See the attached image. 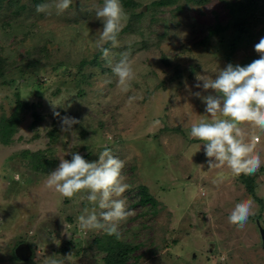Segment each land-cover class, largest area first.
<instances>
[{"label":"rangeland","instance_id":"obj_1","mask_svg":"<svg viewBox=\"0 0 264 264\" xmlns=\"http://www.w3.org/2000/svg\"><path fill=\"white\" fill-rule=\"evenodd\" d=\"M136 1L137 7L122 6L128 18L132 12L145 13L142 31L120 33V47L112 50L110 58L114 65L121 52L131 53L138 76L128 93L121 92L109 62L101 59L95 47L97 30L103 26L95 13L103 0H72L62 14L55 9L51 14L38 13L35 0L2 2L0 55L15 64L43 44H48L50 52L42 59L45 71L40 79L36 80L39 73H31L32 68L16 78L23 99L42 103L23 115L14 113L16 87L0 78V119L4 113L15 117L14 128L6 129L10 136L0 129V264H46L50 259L63 260L69 252L72 258L65 264H104L105 253L94 243L104 233L81 230L78 224L84 209L93 207L86 194L69 199L48 189L49 172H35L24 152H46L57 161L53 171L61 159L71 160L69 153L78 152L93 161L106 147L124 161L123 175L131 185L121 198L135 214L120 224L119 231L122 238L141 243L138 264H264L260 233V225L264 227V131L243 126L246 142L258 137L256 151L262 165L253 175L236 176L227 167L209 169L203 146L199 150L203 142L189 138L192 124L211 119L202 100L192 95L209 94L194 86L196 76L215 78L219 69L231 63L225 56L229 40L220 44L214 37L210 49L194 43L207 27L230 19L228 3L233 0L204 4L180 0L163 7L155 6L156 0ZM262 37L251 44L237 43L234 65L258 59L254 45ZM97 54V64L79 67ZM164 54L169 64L163 61ZM177 65L189 71L177 77ZM193 67L197 68L191 71ZM16 71L8 74L13 77ZM130 96L138 99L129 102ZM35 110L42 119L31 127ZM54 112L80 122L71 132H62ZM140 185L148 186L156 198L155 213L151 205L138 204ZM244 200L253 202L254 215L239 229L227 217ZM19 241L32 247L29 261L12 257Z\"/></svg>","mask_w":264,"mask_h":264},{"label":"clouds","instance_id":"obj_2","mask_svg":"<svg viewBox=\"0 0 264 264\" xmlns=\"http://www.w3.org/2000/svg\"><path fill=\"white\" fill-rule=\"evenodd\" d=\"M71 4L72 0H51V3L37 5L36 11L51 14L55 9L57 14H62ZM95 15L103 25L97 30L95 47L101 53V59L109 62L121 92L128 93L138 76L130 59L131 53L121 52L114 65L110 60L114 55L112 50L120 47L118 38L127 14L120 0H103ZM254 50L259 58L245 66L229 63L219 69L215 78L197 75L194 86L209 94L192 93L205 104V113L211 119L192 124L189 138L203 142L199 150L203 146L209 169L227 167L236 176L253 175L262 165L261 156L256 151L258 137L247 142L243 139L245 125L264 131V37L254 45ZM128 99L132 102L138 97ZM54 116L60 117V113L54 112ZM60 121L62 132H71L72 126L80 122L69 116L60 117ZM69 154L71 160L61 159L58 167L48 173L46 187L69 199L85 193L86 200L93 207L91 210L85 208L78 216L81 230L102 231L119 239L120 224L135 214L121 198L131 188L123 175L124 161L107 147L93 161L86 160L78 152ZM97 207L101 210L99 213ZM252 215L253 202L244 200L234 205L227 220L230 225L243 229ZM71 258L72 252H69L63 260L50 259L46 264H65Z\"/></svg>","mask_w":264,"mask_h":264},{"label":"trees","instance_id":"obj_3","mask_svg":"<svg viewBox=\"0 0 264 264\" xmlns=\"http://www.w3.org/2000/svg\"><path fill=\"white\" fill-rule=\"evenodd\" d=\"M46 0H35L36 6L45 3ZM180 0H156L154 1V5L157 7L170 6L174 4H179ZM196 3L204 4L208 3L210 0H193ZM2 2L4 0H0V6H2ZM122 5L126 7H137L138 2L136 0H120ZM180 7V5H178ZM229 7V15L230 19L225 23L218 21L214 26H209L204 30L203 36L196 41L194 44L196 46H203L207 49L211 48L213 45V38L216 37L220 44L225 43L226 40H229V51L225 55L230 61L231 64L234 65L233 54L237 49V43H243L246 41V44H251L252 40L255 41L260 34H264V0H233L228 3ZM181 8V7H180ZM144 12H132L128 18L126 25L122 28L120 33L123 32H132L139 33L142 31L141 20L144 16ZM218 18V17H217ZM187 49V48H186ZM50 52V48L48 44H43L39 49L35 50V53H29L26 60L21 63H15L13 61H9L4 56L0 55V78L5 82L6 85L15 86L16 78H21V73L25 71L26 68H32L33 72H38L36 75V80L39 76H42L44 73V69L41 68L42 59L48 56ZM98 54L96 57L91 60H84L80 63V68H82L85 63L91 62L92 64L98 63ZM163 61L167 64L170 63L169 58L164 54ZM64 65L60 63V67ZM197 67H193L190 69L191 71L195 70ZM17 70L10 77L8 74L11 70ZM63 70V68H62ZM189 71V70H188ZM187 69L183 68L180 65L176 66L175 75L180 77L184 75L185 72H188ZM41 74V75H40ZM41 77H39L40 79ZM16 87V108L14 113H23L26 110H29L33 107H37L42 103H34L30 100L23 99V95L21 92V87ZM42 95V94H41ZM17 115V114H16ZM34 121L31 127L36 126V124L42 119V116L37 113L35 110L33 112ZM10 114L7 116L5 113L2 115L0 119V129H4V133L6 136H10L6 129L14 128L12 126L15 117H11ZM21 119V118H20ZM18 119V122L22 121ZM18 123V124H19ZM15 127H17L15 125ZM53 136V132L50 133ZM8 141V140H7ZM5 143V142H4ZM24 156L30 160V164L32 169L35 172L39 173H48L52 171V169L56 166V159L49 158L46 156V152L42 150L38 151H30L26 150L24 152ZM85 157L87 156L84 155ZM251 188L250 190H252ZM139 195L138 204L142 206L151 205L154 208V213L156 212L157 200L151 194L149 187L146 185H140L139 190L136 193ZM20 244V241L18 242ZM16 243V245L18 244ZM22 243V242H21ZM70 242H67L66 250L69 251ZM94 243L97 244V248L105 253L103 257L104 264H138L141 258V255L136 254L137 250L141 248V243H134L132 240H126V238H122L120 234V238L117 239L115 236H107L105 233L101 236H97L94 239ZM13 253V258L17 261H24L17 257L15 253V249L11 251ZM29 261V260H28Z\"/></svg>","mask_w":264,"mask_h":264},{"label":"water","instance_id":"obj_4","mask_svg":"<svg viewBox=\"0 0 264 264\" xmlns=\"http://www.w3.org/2000/svg\"><path fill=\"white\" fill-rule=\"evenodd\" d=\"M146 8L147 7L145 5L144 9ZM260 233L264 242V227H262L261 225H260ZM15 253L19 259L28 261L32 258L33 249L28 243L22 242L16 246Z\"/></svg>","mask_w":264,"mask_h":264}]
</instances>
